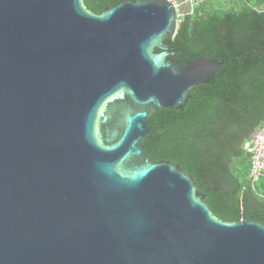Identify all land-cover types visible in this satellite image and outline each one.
I'll return each instance as SVG.
<instances>
[{
	"label": "water",
	"instance_id": "obj_1",
	"mask_svg": "<svg viewBox=\"0 0 264 264\" xmlns=\"http://www.w3.org/2000/svg\"><path fill=\"white\" fill-rule=\"evenodd\" d=\"M178 25L168 0H0V264H264V224L144 152L223 67L177 62Z\"/></svg>",
	"mask_w": 264,
	"mask_h": 264
},
{
	"label": "trees",
	"instance_id": "obj_2",
	"mask_svg": "<svg viewBox=\"0 0 264 264\" xmlns=\"http://www.w3.org/2000/svg\"><path fill=\"white\" fill-rule=\"evenodd\" d=\"M122 1L84 0V6L100 15ZM171 44L179 63L204 58L223 67L191 93L182 111L147 118L146 156L192 177L219 220L264 224V173L251 183L244 150L264 126V0L203 3L180 20Z\"/></svg>",
	"mask_w": 264,
	"mask_h": 264
},
{
	"label": "built area",
	"instance_id": "obj_3",
	"mask_svg": "<svg viewBox=\"0 0 264 264\" xmlns=\"http://www.w3.org/2000/svg\"><path fill=\"white\" fill-rule=\"evenodd\" d=\"M176 9L177 20L180 22L186 16H190L199 5L219 0H168ZM239 1V0H220ZM245 152L250 156V169L248 179L251 183H257L264 173V126L259 128L244 144Z\"/></svg>",
	"mask_w": 264,
	"mask_h": 264
}]
</instances>
